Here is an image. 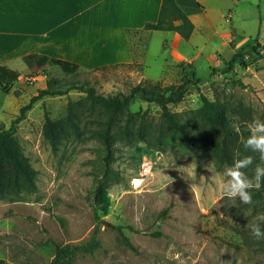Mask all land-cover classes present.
<instances>
[{"label": "rangeland", "instance_id": "374dc122", "mask_svg": "<svg viewBox=\"0 0 264 264\" xmlns=\"http://www.w3.org/2000/svg\"><path fill=\"white\" fill-rule=\"evenodd\" d=\"M238 13L233 23L247 31L238 47L248 43L255 47L240 52L234 69L225 75H211L208 64L200 59L197 76L202 81L173 110L199 107L202 94L214 98L217 92L232 93L251 105L260 119L264 112V0H242ZM150 37L148 32L131 37L137 58L133 64L89 69L66 61L21 70L20 92L7 94L0 104V128H5L50 80L56 78L57 87L66 91L35 101L17 124V136L37 171L38 190L0 198V217L13 216L17 231L0 235V253L11 257L13 264H47L52 255L46 246L54 253L55 242L85 244L96 225L100 247L94 253L78 252L75 264H264V249L250 232L257 214L264 213V189L263 198L250 189V205L239 199L229 201L222 192V173L228 164L219 165L201 149H188L181 138L159 144L150 137L116 134L108 149L95 132L99 124L88 120L83 121L84 134L66 140L57 151L45 138V112L55 118L65 115L69 100L86 95L79 87L84 82L109 94L128 92L149 80L163 85L180 81L184 65L161 72L163 58L155 51L144 61L145 40ZM131 109H148L153 121L160 119L161 109L155 103L137 99ZM122 232L136 249L122 242ZM32 247L44 256L43 263Z\"/></svg>", "mask_w": 264, "mask_h": 264}, {"label": "trees", "instance_id": "16d2710c", "mask_svg": "<svg viewBox=\"0 0 264 264\" xmlns=\"http://www.w3.org/2000/svg\"><path fill=\"white\" fill-rule=\"evenodd\" d=\"M193 30V21L176 0H162L156 21L146 22L142 28H127L126 34L135 51L131 37L137 33L148 32L151 35L153 31H171L187 40ZM256 41V44L260 45L257 38ZM145 42L144 55L150 39H146ZM250 47L254 48L255 45L248 43L238 48L226 65L223 68H213L211 75L215 73L225 75L234 69L240 52ZM23 61L29 69L56 66L66 62L42 53L26 54L23 56ZM109 66L112 65L98 66L94 69ZM21 73L20 70L0 63V89L10 93L18 84ZM201 81L202 78L197 76L192 65H184L178 82L163 85L158 81L149 80L133 85L128 92L118 90L103 94L99 93L90 82H84L79 87L86 95L78 100H69L65 115L55 118L48 111L45 112L43 134L54 151L59 150L66 140L81 137L85 132L83 121L86 120L99 124L95 132L104 140L108 149L116 134L125 137H150L159 144L174 143L181 138L185 147L193 151L201 149L207 152L219 165H231L234 158H238L235 155L237 151L240 156H252L253 165L244 169L251 178L255 164L259 163V155L246 151L239 142L240 136L235 131L238 127L243 136L249 135L246 126L257 118L256 110L251 105L232 93L217 92L214 98L202 94V104L197 108L182 111L172 109L173 105L184 100L192 86H198ZM241 83L247 87V84ZM59 84L60 82L55 78L50 80L46 87L39 88L38 94L32 96L30 102L21 107L20 114L13 119L11 125L0 128V198L20 196L38 190L37 171L31 165L17 136V124L25 118V111L30 109L35 101L48 95L64 94L66 91L58 88ZM19 92L17 88L15 93ZM137 99L157 104L161 109L160 119L157 122L153 121L148 109L132 110L131 104ZM260 120L264 122V112ZM263 189L264 180L261 188L256 190L257 195L262 198ZM254 196L256 197V193ZM262 208L264 209V198ZM261 229L264 230V223L261 224ZM98 232L99 226L96 225L92 237L85 244L55 242V254L51 264H75L78 252L94 253L101 245ZM121 240L126 246L136 249L126 234L123 233ZM259 247L264 249V240H259ZM34 262L37 263L36 260Z\"/></svg>", "mask_w": 264, "mask_h": 264}, {"label": "crops", "instance_id": "0c3cea01", "mask_svg": "<svg viewBox=\"0 0 264 264\" xmlns=\"http://www.w3.org/2000/svg\"><path fill=\"white\" fill-rule=\"evenodd\" d=\"M176 1L194 23L190 38L153 31L144 61L147 63V56L155 51L163 58L161 72L192 65L197 73L200 59L210 70L223 68L239 48L240 37L247 35L232 19L239 14L242 0ZM161 4L162 0H0V63L20 71L29 69L23 56L30 53L47 54L89 69L133 63L136 53L126 29L156 21ZM258 35L255 38L259 39ZM20 79L10 93L0 89V104L7 94L17 95ZM10 218L0 217V235L17 232ZM49 247L52 256L47 264L55 254ZM36 249L33 253L43 263L44 256ZM0 264H13V260L0 253Z\"/></svg>", "mask_w": 264, "mask_h": 264}, {"label": "clouds", "instance_id": "9594fccd", "mask_svg": "<svg viewBox=\"0 0 264 264\" xmlns=\"http://www.w3.org/2000/svg\"><path fill=\"white\" fill-rule=\"evenodd\" d=\"M246 130L249 132L247 137L243 136L237 127L235 131L240 136V144L246 151L258 153L259 163L255 164L253 176L249 178L244 169L253 165V157L250 155L240 156L239 151L235 154L233 163L225 165L223 169L222 192L229 201H239L243 204L252 203V193L250 189L259 190L264 180V122L254 118L247 124ZM214 171V170H213ZM264 223V213H258L254 222L250 226V232L254 239L264 240V230L261 224Z\"/></svg>", "mask_w": 264, "mask_h": 264}, {"label": "bare ground", "instance_id": "6f19581e", "mask_svg": "<svg viewBox=\"0 0 264 264\" xmlns=\"http://www.w3.org/2000/svg\"><path fill=\"white\" fill-rule=\"evenodd\" d=\"M135 183V182H134Z\"/></svg>", "mask_w": 264, "mask_h": 264}]
</instances>
